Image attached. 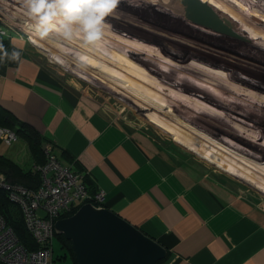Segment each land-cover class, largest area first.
<instances>
[{"label":"rangeland","instance_id":"obj_1","mask_svg":"<svg viewBox=\"0 0 264 264\" xmlns=\"http://www.w3.org/2000/svg\"><path fill=\"white\" fill-rule=\"evenodd\" d=\"M33 2L0 0V31L22 35L47 61L56 62L49 55L59 57L79 80L89 76L92 82L83 81L84 91L101 93L116 113L154 129L156 137H183L199 155L243 161L246 175L264 178V0H116L91 32L83 20L49 11L58 0H45L41 14H31ZM180 112L198 115L202 125L194 123L200 130L214 128L245 152L227 141L218 143L216 134L178 126L174 120ZM23 142L18 138L10 148L30 167ZM54 248L58 259L63 247L57 234Z\"/></svg>","mask_w":264,"mask_h":264},{"label":"crops","instance_id":"obj_2","mask_svg":"<svg viewBox=\"0 0 264 264\" xmlns=\"http://www.w3.org/2000/svg\"><path fill=\"white\" fill-rule=\"evenodd\" d=\"M4 39L8 42L0 43V106L35 128L63 165L82 172L90 193L104 191L103 206L165 246L168 255L162 264H264V178L246 175L243 161L240 165L231 158L199 155L183 137H156L154 129L116 113L101 93L84 91L83 81L92 82L89 76L78 74L84 79L79 80L59 57L48 54L57 63L45 60L22 35ZM13 52L19 57L13 59ZM184 115H176L175 124L190 133L216 134L218 143L227 141L244 151L214 128L200 130L194 123L202 125L198 115ZM19 138L30 155V167L24 166L26 157L18 161L13 144L1 139L0 155L24 171H34L35 156L29 143ZM236 175L263 191L248 187ZM64 253L56 259L54 252V264L60 257L63 264H75L76 258Z\"/></svg>","mask_w":264,"mask_h":264},{"label":"built area","instance_id":"obj_3","mask_svg":"<svg viewBox=\"0 0 264 264\" xmlns=\"http://www.w3.org/2000/svg\"><path fill=\"white\" fill-rule=\"evenodd\" d=\"M0 33L8 35L5 30ZM18 138L15 130L0 127V139L5 144L12 145ZM43 151L46 162L34 169L41 178L37 189L11 182L0 172V189H4L8 199L19 206L26 228L38 244L36 250L25 247L13 227L0 215V264H54L55 222L85 203L103 206L104 191L90 193L84 174L63 165L51 143H45Z\"/></svg>","mask_w":264,"mask_h":264},{"label":"water","instance_id":"obj_4","mask_svg":"<svg viewBox=\"0 0 264 264\" xmlns=\"http://www.w3.org/2000/svg\"><path fill=\"white\" fill-rule=\"evenodd\" d=\"M57 235L72 242L78 264H158L168 250L137 226L93 203L55 222Z\"/></svg>","mask_w":264,"mask_h":264},{"label":"trees","instance_id":"obj_5","mask_svg":"<svg viewBox=\"0 0 264 264\" xmlns=\"http://www.w3.org/2000/svg\"><path fill=\"white\" fill-rule=\"evenodd\" d=\"M1 28L2 26H0V29ZM10 34H12V32H10ZM5 42H8V40L4 39V35L0 33V43ZM0 125L15 130L18 137H23L29 143L38 165H43L46 162V156L42 150L44 140L35 128L28 123H20L1 106ZM0 171L4 172L7 179L11 182H19L32 189H37L41 185V178L38 172L32 170L24 171L15 161L2 155H0ZM78 209L79 207L74 208L63 217L73 215ZM0 215L3 216L9 226L13 227L17 237L25 247L30 250H36L38 248V244L26 228L23 214L19 206L8 199L7 193L4 189H0ZM57 237L61 241L63 251H65L64 254H70L75 260L72 242L67 240L64 235H57ZM163 262L164 260L160 261L158 264H162ZM75 264H77L76 261Z\"/></svg>","mask_w":264,"mask_h":264},{"label":"clouds","instance_id":"obj_6","mask_svg":"<svg viewBox=\"0 0 264 264\" xmlns=\"http://www.w3.org/2000/svg\"><path fill=\"white\" fill-rule=\"evenodd\" d=\"M39 9V10H38ZM46 6L37 0L31 4V14H41L45 11ZM53 9L62 10L69 19H81L85 22L86 29L91 32L94 28H98L101 24L102 17L100 14L104 11L102 7H98L97 3L92 4H77L76 0H63V3L55 2L48 6V10ZM43 19L47 21L48 17L44 16ZM95 35L89 36V39L96 38ZM19 53L13 52L12 58H18Z\"/></svg>","mask_w":264,"mask_h":264},{"label":"snow or ice","instance_id":"obj_7","mask_svg":"<svg viewBox=\"0 0 264 264\" xmlns=\"http://www.w3.org/2000/svg\"><path fill=\"white\" fill-rule=\"evenodd\" d=\"M35 2H37V0H34L33 3H35ZM39 2L46 6L45 0H39ZM58 2L63 3V0H58ZM76 3L77 4H89L90 5L93 2H92V0H76ZM115 5H116V0H100V2L97 3L98 7H102L104 9V11L101 14H103L107 11H110L113 7H115ZM48 6H50V5H48Z\"/></svg>","mask_w":264,"mask_h":264},{"label":"bare ground","instance_id":"obj_8","mask_svg":"<svg viewBox=\"0 0 264 264\" xmlns=\"http://www.w3.org/2000/svg\"><path fill=\"white\" fill-rule=\"evenodd\" d=\"M239 76H240V75H239ZM232 79H233V78H232ZM239 84H240V83H239ZM244 84H245V83H244ZM253 84H254V83H253ZM245 86H246V85H245ZM249 86H250V85H249ZM249 86H248V87H249ZM260 94H261V93H260ZM261 101H263V100L261 99ZM263 102H264V101H263Z\"/></svg>","mask_w":264,"mask_h":264}]
</instances>
